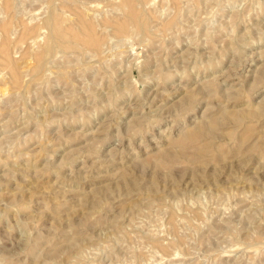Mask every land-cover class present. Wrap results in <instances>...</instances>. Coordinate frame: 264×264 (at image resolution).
Masks as SVG:
<instances>
[{"label": "rangeland", "instance_id": "rangeland-1", "mask_svg": "<svg viewBox=\"0 0 264 264\" xmlns=\"http://www.w3.org/2000/svg\"><path fill=\"white\" fill-rule=\"evenodd\" d=\"M0 264H264V0H0Z\"/></svg>", "mask_w": 264, "mask_h": 264}, {"label": "bare ground", "instance_id": "bare-ground-1", "mask_svg": "<svg viewBox=\"0 0 264 264\" xmlns=\"http://www.w3.org/2000/svg\"><path fill=\"white\" fill-rule=\"evenodd\" d=\"M51 20H52V18H51ZM50 20V21H51ZM53 20H54V18H53ZM48 21H49V19H48ZM52 23H53V27H51V28H55L56 27V25L58 24V21L56 22L55 20L54 21H51ZM51 22L48 24V26H50V24H51ZM48 23V22H47ZM47 25V24H46ZM54 30H56V29H54Z\"/></svg>", "mask_w": 264, "mask_h": 264}]
</instances>
